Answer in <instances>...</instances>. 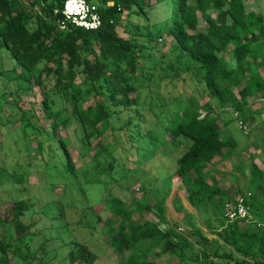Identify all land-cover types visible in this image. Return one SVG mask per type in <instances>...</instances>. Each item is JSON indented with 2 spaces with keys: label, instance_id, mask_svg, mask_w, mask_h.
Returning a JSON list of instances; mask_svg holds the SVG:
<instances>
[{
  "label": "trees",
  "instance_id": "trees-1",
  "mask_svg": "<svg viewBox=\"0 0 264 264\" xmlns=\"http://www.w3.org/2000/svg\"><path fill=\"white\" fill-rule=\"evenodd\" d=\"M96 1L103 23L88 30L71 23L61 27L65 0H0V51L9 53L8 70L14 74L11 78L19 85L33 80L42 86L45 119L53 120L50 134L37 125L35 113L29 114L20 107L25 128H40L44 135L50 134L55 141L51 143L52 151L59 150L67 170H76L68 140L57 132L60 114L67 107L53 108V94L71 104L82 131L81 139L86 143L112 132V116L127 112V120L121 118L119 127L125 136L124 144L133 145L130 135H137L136 130L131 134L135 121L132 111L138 105L134 79L140 71L144 72V66L137 65L141 45L157 39L162 29L200 63L205 81L203 96L210 94V99L201 103L200 97L192 95L184 108L179 106L172 113L170 123L158 130H141L145 138L154 142L156 155L158 149L166 148L164 166L168 161L170 175L182 177L189 202L207 212L205 222L217 237L210 241L197 224V216L186 208L185 223L190 228L179 230L167 222L164 202L142 205L135 200L129 203L131 207L116 201L112 215L106 219L110 224L108 242L114 250L128 252L126 264H168L150 260V253L156 249L160 257L176 255L184 259L188 248L198 251L204 264H264V230L246 219L225 217L227 204L235 199L217 184L213 174L217 167L215 159L233 161L239 145L235 134L226 136L225 130L233 131L239 120L245 123L249 98H264V13L256 3L253 7L247 0H113L112 5L107 4L109 0ZM122 9L127 10L129 17L138 14L142 22L131 21L121 33ZM139 33L145 37L140 39ZM78 76L82 78L80 82ZM46 78L54 81L52 92L45 89ZM241 82L244 84L239 87ZM25 88L20 85L19 90ZM84 95H94L98 100L86 105L82 102ZM234 111L239 112L236 121L231 115ZM162 130L158 136L156 131ZM111 138L112 144L118 143V135L112 132ZM37 147L43 150L41 139H37ZM236 161L233 171L239 181L245 175V167L243 161ZM254 167L251 183L257 185L262 195L247 197L242 192L241 196L252 216L264 220V169ZM27 208V201L18 199L4 211L2 219L14 221L16 238L0 241V264H31V256L23 247L30 246L36 232L32 230L34 222H24ZM146 209L156 214L165 230L156 222L135 219V212ZM215 220L220 224H214ZM67 258L70 264L78 258L87 264L97 256L77 242Z\"/></svg>",
  "mask_w": 264,
  "mask_h": 264
},
{
  "label": "rangeland",
  "instance_id": "rangeland-1",
  "mask_svg": "<svg viewBox=\"0 0 264 264\" xmlns=\"http://www.w3.org/2000/svg\"><path fill=\"white\" fill-rule=\"evenodd\" d=\"M247 2L253 7L256 3L258 10L264 13V0ZM131 21L142 22V19L138 14L129 17L127 10H123L119 18L121 33L123 26L129 25ZM160 32L157 39L141 45L137 65L144 66V72L140 71L134 79L138 105L132 111L135 121L131 134L136 130L137 135H130L133 145L124 144L125 136L119 127L121 118L127 120V112L114 114L110 120L113 134L118 135V143L112 144L110 131L86 143L81 139L82 131L72 114L71 104L52 94L53 108L58 110L67 107V111L60 114L57 132L68 140L67 148L76 166L75 171L65 168L59 150L52 151L51 143L55 142L50 136L53 120L45 119L43 87L32 80L29 84L21 82L20 85L26 88L19 90V83L11 78L14 74L8 70L11 66L9 53L0 51V65L3 68L0 76V241H15L14 221L2 218L7 207L18 199H25L28 208L23 219L25 223L34 222L32 230L36 232L30 246L23 247L31 256V264H70L68 252L77 242L85 244L97 256L87 264H126L128 252H118L108 242L110 224L106 219L112 215L111 209L115 207L116 201L124 205L135 200L142 205L164 202V206L168 202L172 207L174 195L179 197L178 193H185L181 176L170 175L168 161L165 163L168 169L164 166L163 153L166 148L162 151L158 149L156 155L154 142L145 138L141 129L153 127L158 130L163 124L172 121V113L179 106L184 108L188 104V97L198 96L200 102L204 103L210 99V94L203 96L205 81L200 63L180 49L162 29ZM137 35L140 39L145 37L142 33ZM77 79L79 82L82 80L81 76ZM45 81V89L52 92L54 81L48 78ZM243 84L241 82L239 87ZM97 100L98 97L94 95H84L82 102L88 105ZM249 104L247 117L250 120L245 119L248 129L254 116V120L260 122L257 127L263 125L264 132V100L261 97L249 98ZM20 107L29 111V114L35 113L37 125H42L50 134L44 135L39 131L40 128L31 126L26 129ZM233 116L235 119V113ZM234 126L233 132L238 133L234 138L241 142L242 147H246L237 159L249 157L251 150L259 147L263 154L255 155L264 168V133L261 136V133L258 135L256 132L246 134L239 124ZM228 131L226 129L225 133ZM163 132L156 131V134L159 136ZM253 134L258 136L253 138ZM37 139L43 142L42 151L37 147ZM235 159L224 160L227 170L220 174L217 182L219 186L234 199L241 196L242 192L248 194L247 197L250 196L249 192L252 197L262 195L256 184H249L243 179L236 181L233 176ZM197 210L202 220L203 214L200 209ZM134 216L136 220L147 219L158 223L161 229H166L151 209L135 212ZM220 222L215 220L214 224ZM184 234L189 235L186 231ZM219 250L224 251L222 248ZM157 254L155 249L149 259L168 264H204L202 255L191 248H188L184 259L176 255L160 257ZM81 260L78 258L75 264H82Z\"/></svg>",
  "mask_w": 264,
  "mask_h": 264
},
{
  "label": "crops",
  "instance_id": "crops-1",
  "mask_svg": "<svg viewBox=\"0 0 264 264\" xmlns=\"http://www.w3.org/2000/svg\"><path fill=\"white\" fill-rule=\"evenodd\" d=\"M264 100V98H261ZM228 109H231V108H228ZM231 111V110H229ZM226 112L227 115L230 116V112ZM254 113V112H253ZM253 113H250L251 115ZM232 115V118L233 120L234 119V116L233 114ZM246 118H248L246 116ZM254 116L251 117V122H252V125L249 124V129L247 131H245L246 134H251V133H257L259 135V133H261L259 136L262 135V132L263 131V125L260 127H257L258 123H260L259 121H257L256 119L254 120ZM249 119V118H248ZM252 119L254 121H252ZM250 120V119H249ZM236 121V120H235ZM264 123V120L262 121ZM247 125V123H246ZM248 127V125H247ZM251 132V133H250ZM232 134H238V133H234L233 131L229 130L227 133H225L226 136H229V135H232ZM258 135L256 134H253V138H256ZM241 135H239L240 137ZM259 148V147H258ZM258 148H253L251 151H252V154L249 155V157H244L243 159H235V160H238V161H243L244 162V165L246 166L245 168V175L243 176H240L239 178L240 179H243L244 181L248 182V183H251L252 180H253V175H255V167L254 166H257L258 168L260 169H264L257 161V158L258 156L262 155L263 152H262V149L258 150ZM237 149V150H236ZM239 149V150H238ZM246 150V147H242L241 146V142L239 141V145L235 148V155L236 158L238 155H240L242 153V151H245ZM259 152V153H257ZM255 154H258L255 155ZM255 155V156H254ZM259 159V158H258ZM260 160V159H259ZM229 161H231L229 159ZM237 162V161H236ZM215 163L217 165V167L215 168L213 174H214V177L216 179V181L218 182L219 181V176L220 174H224L225 173V170H227L225 164H224V160L221 158V157H217L215 159ZM233 176L236 178V181L238 180L237 179V173L233 172ZM182 179V177H181ZM183 181V180H182ZM218 184V183H217ZM219 185V184H218ZM221 187V186H220ZM185 188V187H184ZM222 188V187H221ZM224 189V188H223ZM225 190V189H224ZM226 191V190H225ZM227 192V191H226ZM171 194V193H170ZM249 195L252 196L251 192H249ZM178 196L175 194L174 195V198L172 199L171 201V205L172 207H170L168 205V202L166 203V206H164L165 208V218L167 220V222L171 225V226H175L177 229L179 228H182L183 230L184 229H187V228H190L186 223H185V208L188 209L191 213L195 214L197 216L196 218V222L198 225H200L203 230H204V234L207 235L209 238H210V241H213L215 240V238L217 237V234L213 233L210 231L209 227L207 226L206 222H205V218L208 216L207 212L205 213V211L203 212V210H200V212H202V220L200 218V215L198 214V210L197 208H195L193 205H191V203L189 202V199H188V196H187V190L185 188V193L182 192V193H178ZM195 208V210L193 209ZM197 210V211H196ZM208 218V217H207ZM215 222V221H214ZM245 228H246V225H245ZM197 242H200L199 241V238L196 237L195 239ZM210 241L208 243H210ZM197 244V243H196ZM198 245V244H197ZM199 246V245H198ZM224 250V249H223ZM239 256H242L240 254H238Z\"/></svg>",
  "mask_w": 264,
  "mask_h": 264
},
{
  "label": "built area",
  "instance_id": "built-area-1",
  "mask_svg": "<svg viewBox=\"0 0 264 264\" xmlns=\"http://www.w3.org/2000/svg\"><path fill=\"white\" fill-rule=\"evenodd\" d=\"M113 3V0H109L107 4L112 5ZM63 14L64 19L60 21L62 28L67 27L68 23H71L75 26L92 30L99 28L103 23L99 4L96 0H65ZM234 113L235 116L239 114L238 111ZM239 126L245 130L247 128L242 120H239ZM225 216L230 220L238 217L246 219L247 223H252L264 230V220H258L252 216L250 207L243 196H238L233 203L227 204ZM179 230L183 229L179 228Z\"/></svg>",
  "mask_w": 264,
  "mask_h": 264
}]
</instances>
